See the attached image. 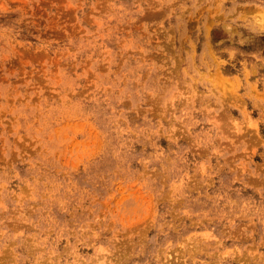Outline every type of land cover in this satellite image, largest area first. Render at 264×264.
<instances>
[{"label": "rangeland", "instance_id": "374dc122", "mask_svg": "<svg viewBox=\"0 0 264 264\" xmlns=\"http://www.w3.org/2000/svg\"><path fill=\"white\" fill-rule=\"evenodd\" d=\"M0 264H264V0H0Z\"/></svg>", "mask_w": 264, "mask_h": 264}]
</instances>
